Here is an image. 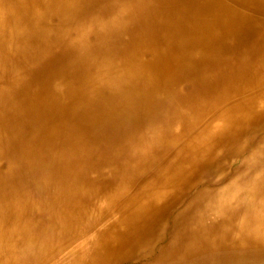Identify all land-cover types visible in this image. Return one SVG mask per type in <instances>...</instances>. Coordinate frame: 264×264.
<instances>
[{
	"label": "bare ground",
	"instance_id": "1",
	"mask_svg": "<svg viewBox=\"0 0 264 264\" xmlns=\"http://www.w3.org/2000/svg\"><path fill=\"white\" fill-rule=\"evenodd\" d=\"M0 264H264V0H0Z\"/></svg>",
	"mask_w": 264,
	"mask_h": 264
}]
</instances>
